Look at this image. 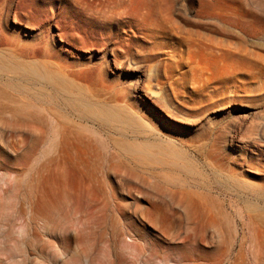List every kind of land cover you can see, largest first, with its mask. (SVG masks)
Segmentation results:
<instances>
[{
    "label": "rangeland",
    "instance_id": "374dc122",
    "mask_svg": "<svg viewBox=\"0 0 264 264\" xmlns=\"http://www.w3.org/2000/svg\"><path fill=\"white\" fill-rule=\"evenodd\" d=\"M9 187L0 264H264V0H0Z\"/></svg>",
    "mask_w": 264,
    "mask_h": 264
},
{
    "label": "bare ground",
    "instance_id": "6f19581e",
    "mask_svg": "<svg viewBox=\"0 0 264 264\" xmlns=\"http://www.w3.org/2000/svg\"><path fill=\"white\" fill-rule=\"evenodd\" d=\"M22 193L19 189L9 187L0 197V255H6L13 263H16V258L23 253V245L29 242L32 236L35 238L38 230L47 233L51 223L49 216H46L40 227L36 225V216L32 213L31 206L24 207L23 201L26 197H21ZM22 218H25L28 230L22 229V232H19L16 226ZM95 234L92 232L94 246L97 245Z\"/></svg>",
    "mask_w": 264,
    "mask_h": 264
}]
</instances>
